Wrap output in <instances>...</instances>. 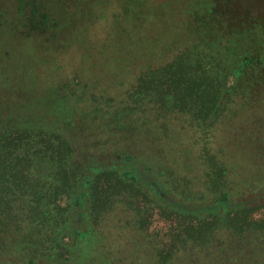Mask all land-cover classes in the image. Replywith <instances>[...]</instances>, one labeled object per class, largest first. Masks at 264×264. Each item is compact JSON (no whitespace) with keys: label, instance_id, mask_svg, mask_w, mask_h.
Segmentation results:
<instances>
[{"label":"rangeland","instance_id":"obj_1","mask_svg":"<svg viewBox=\"0 0 264 264\" xmlns=\"http://www.w3.org/2000/svg\"><path fill=\"white\" fill-rule=\"evenodd\" d=\"M213 22L246 41L251 66L209 146L236 197L264 195V0H0V108L54 115L81 157L134 150L203 192L202 130L177 113H125V103L142 70L172 60ZM134 220L121 204L107 211L69 264H264L259 234L220 228L208 245L175 247V220L155 214L146 229Z\"/></svg>","mask_w":264,"mask_h":264},{"label":"trees","instance_id":"obj_2","mask_svg":"<svg viewBox=\"0 0 264 264\" xmlns=\"http://www.w3.org/2000/svg\"><path fill=\"white\" fill-rule=\"evenodd\" d=\"M217 29L216 22L207 25L172 60L142 70L125 103V113H177L202 130L203 192L134 150L81 157L54 115L0 108V264H69L81 252L77 239L94 233L101 217L120 204L140 229L155 214L175 220V247L208 245L220 228L239 238H264V214L257 213L264 195L236 197L227 167L209 146L228 103L245 92L251 66L244 59L246 41ZM107 114H99L105 125L114 122Z\"/></svg>","mask_w":264,"mask_h":264}]
</instances>
